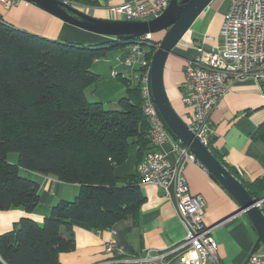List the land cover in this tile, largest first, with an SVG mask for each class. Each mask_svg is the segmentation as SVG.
Returning <instances> with one entry per match:
<instances>
[{
    "label": "trees",
    "instance_id": "obj_1",
    "mask_svg": "<svg viewBox=\"0 0 264 264\" xmlns=\"http://www.w3.org/2000/svg\"><path fill=\"white\" fill-rule=\"evenodd\" d=\"M128 44L117 38L94 47L51 41L10 26L0 15V212L22 208L30 214L39 203V183L22 178L21 169L78 186L76 197L55 204L42 224L24 217L1 234L0 264H60L59 254L74 250L72 222L99 232L136 220L145 202L140 177L113 173L125 162L128 147L137 148L139 163L151 149L140 86L118 73L114 78L126 95L109 111L85 96L101 80L90 71L95 60ZM145 50L151 60L154 48ZM252 140L264 146V124ZM207 148L226 168L210 139ZM11 152L16 164L7 162ZM240 183L252 199L263 200L264 215L263 179Z\"/></svg>",
    "mask_w": 264,
    "mask_h": 264
},
{
    "label": "crops",
    "instance_id": "obj_2",
    "mask_svg": "<svg viewBox=\"0 0 264 264\" xmlns=\"http://www.w3.org/2000/svg\"><path fill=\"white\" fill-rule=\"evenodd\" d=\"M16 1V5L9 9L0 6L3 20L14 28L47 40L81 46L110 45L113 39L83 31L22 0ZM129 1L131 0H72L71 3L83 7L82 11L92 17L116 20V15L110 9L118 8ZM227 8L228 0H213L196 18L166 60L163 70L166 96L171 107L187 125L192 109L181 101L183 69L189 60L199 55L198 47L208 50L215 42L219 43L218 30ZM163 35V32L156 33L154 40L160 41ZM208 36L213 40L207 41ZM124 48L110 49L103 59L95 60L90 68L92 73L101 77L89 90L90 102H99L108 111L116 109L118 101L126 95L125 86L113 77V74L125 71L121 64ZM262 91L263 86L254 80L247 78L237 82L220 98L208 119L212 149L221 156L226 168L244 184L257 179L264 181V146L252 140V135L264 124ZM162 147L168 160L173 162L176 153L171 151L170 144ZM128 148L125 162L114 169L113 174L119 178L137 173V148ZM183 175L191 193L202 196L205 201L203 221L209 227L215 226L211 236L217 243L221 264H244L253 249L256 234L245 216L238 211L237 203L194 162L185 164ZM32 176L39 183L38 205L30 214L25 213L22 208L0 212V235L11 231L13 225L24 217L42 224L55 204L73 200L78 193V186L75 184L61 183L54 178L36 174ZM138 186L145 202L138 210L136 220L129 218L113 225L111 229L99 232H94L85 224L72 222L74 250L59 254V263L102 264L107 259L102 250L103 244L111 238L109 230L113 229L116 231L118 246L130 257L139 260L148 255L154 260L145 264H162L165 261L173 264L172 256L165 258L163 262L156 259L184 238V230L177 222L173 203L155 185L140 183Z\"/></svg>",
    "mask_w": 264,
    "mask_h": 264
},
{
    "label": "built area",
    "instance_id": "obj_3",
    "mask_svg": "<svg viewBox=\"0 0 264 264\" xmlns=\"http://www.w3.org/2000/svg\"><path fill=\"white\" fill-rule=\"evenodd\" d=\"M170 0H131L124 5L110 9L118 20L147 21L156 19L168 7ZM16 0H0V6L9 9ZM73 7H83L68 2ZM219 28V43L210 49L198 47L199 53L187 62L184 70L182 103L192 109L188 127L195 137L207 146L210 136V113L220 98L237 82L254 80L264 86V0H228V8ZM207 41L213 40L210 36ZM150 34L137 38L125 46L121 64L126 76L140 86L142 97L141 112L148 122L147 138L151 149L137 165L140 183L155 185L164 197L173 203L179 224L184 230V238L177 245L159 255L163 262L172 256L173 264H221L217 243L211 236L215 226L204 223L205 201L202 196L192 194L183 175L187 162L194 157L178 141L167 134L147 92L148 73L151 60L146 59L145 47L157 48ZM117 73L113 74L115 77ZM170 144L176 158L170 162L163 151ZM263 200L257 203L260 207ZM111 238L104 242L103 252L107 259L102 264H145L152 258L134 259L118 246L116 231L109 230ZM166 262V261H165ZM162 264H169V262ZM244 264H264V249H258L248 256Z\"/></svg>",
    "mask_w": 264,
    "mask_h": 264
},
{
    "label": "water",
    "instance_id": "obj_4",
    "mask_svg": "<svg viewBox=\"0 0 264 264\" xmlns=\"http://www.w3.org/2000/svg\"><path fill=\"white\" fill-rule=\"evenodd\" d=\"M58 20L95 35L132 42L144 35L163 32L152 54L148 73L147 92L159 122L173 141L180 142L194 157V163L207 173L212 182L219 185L238 205L256 234L250 255L264 249V215L257 206L259 201L250 197L243 185L202 145L186 122L171 107L163 84V70L168 56L180 42L201 13L213 0H170L168 7L158 17L147 21L99 19L80 11L67 0H22Z\"/></svg>",
    "mask_w": 264,
    "mask_h": 264
},
{
    "label": "rangeland",
    "instance_id": "obj_5",
    "mask_svg": "<svg viewBox=\"0 0 264 264\" xmlns=\"http://www.w3.org/2000/svg\"><path fill=\"white\" fill-rule=\"evenodd\" d=\"M20 30V29H19ZM154 36L156 37V34H154ZM90 88H93V86L92 87H90ZM90 88L88 89V91H86V99L88 100V101H90V96H89V90H90ZM104 110H108V109H105L104 108ZM16 161H17V154L16 153H13V152H11V153H8L7 154V162L10 164H16ZM19 174H20V176H22V178L23 177H28V178H33V176H31V175H29L26 171H22V169L21 170H19ZM70 201V200H69Z\"/></svg>",
    "mask_w": 264,
    "mask_h": 264
}]
</instances>
